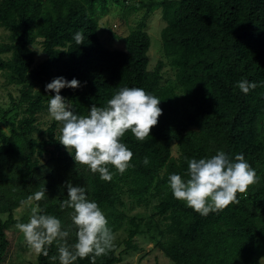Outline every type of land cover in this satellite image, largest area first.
<instances>
[{"label":"trees","instance_id":"trees-1","mask_svg":"<svg viewBox=\"0 0 264 264\" xmlns=\"http://www.w3.org/2000/svg\"><path fill=\"white\" fill-rule=\"evenodd\" d=\"M111 0H0V26L7 29L9 42L0 44V70L9 72L19 96H11L13 107L2 119L11 127L7 134L0 126V158L24 161L21 186L33 194L41 181L38 171L48 178V165L41 157L69 158L68 150L57 139L58 121L47 129V137L35 136L40 130L39 115L47 111L50 95L45 85L54 77L80 81L77 88H63L61 95L70 100L80 115H87L95 104L105 106L119 88L141 87L158 96L162 115L150 135L139 141L126 131L122 142L133 152L132 167L120 174L114 166L111 181L91 173L85 181L91 186L89 199L104 209L119 197L120 182L133 178V193L139 198L152 189L161 192L159 214L170 217L169 231L175 235L165 251L174 264H261L264 258V0H162L167 21L161 39L171 66L176 69V83L161 85L162 60L149 69V33L142 21L124 38V49L105 46L98 36V17L106 13ZM149 7L140 2L136 9ZM36 33L44 37L47 58L34 65L30 45ZM76 32L83 34L77 43ZM257 82V87L243 93L236 82ZM182 88L181 96L177 88ZM17 109L16 117L8 112ZM194 126L198 129H188ZM57 136V139H56ZM17 137L25 148L17 145ZM177 137L181 157L171 159L172 141ZM223 150L231 157L243 153L256 169L259 180L246 193H237L238 203L202 216L183 201L174 198L167 180L170 173L186 176L187 158L211 157ZM149 157V164L143 158ZM67 171V166H61ZM168 167V173L162 170ZM8 177L13 176V170ZM85 177V176H84ZM10 184L12 180L7 179ZM32 188V189H31ZM55 190L45 195L38 210L61 215V201ZM117 216L116 212H111ZM107 218V217H106ZM128 235L127 248H136L134 237L139 225ZM7 248L0 230V263ZM55 244L49 255L39 254L35 264H52ZM121 258L111 248L96 257L94 264H116ZM78 264H93L87 257Z\"/></svg>","mask_w":264,"mask_h":264},{"label":"clouds","instance_id":"clouds-1","mask_svg":"<svg viewBox=\"0 0 264 264\" xmlns=\"http://www.w3.org/2000/svg\"><path fill=\"white\" fill-rule=\"evenodd\" d=\"M73 39L80 43L83 34L76 32ZM80 81L64 76L54 77L45 85L50 95L47 111L51 118L61 122L59 137L56 139L73 155L77 164L85 165L87 170L98 173L99 178L111 181L114 173L110 165L124 174L132 167L133 152L122 142L121 137L130 130L137 140H145L152 126L162 115L159 106L161 99L141 87H122L107 100L105 106L93 104L87 115L76 112L73 103L61 95L63 88H77ZM245 94L257 87V82L247 78L236 82ZM188 164L186 176L170 173L168 186L174 198L183 201L188 207L202 216L238 203L237 193H246L249 185L259 180L256 169L245 159L243 153L231 157L223 150H217L211 157L185 158ZM145 165L149 157L143 158ZM67 198L60 208H69L71 224L39 209L31 208L27 222L16 224L23 233L26 243L36 253L49 255V247L57 246L59 264H74L87 257L93 262L113 247L114 233L98 202L89 199V189L83 184L68 181ZM47 193L45 185L27 197V201H40ZM23 203V202H22ZM75 227V242L69 243L71 229Z\"/></svg>","mask_w":264,"mask_h":264},{"label":"rangeland","instance_id":"rangeland-1","mask_svg":"<svg viewBox=\"0 0 264 264\" xmlns=\"http://www.w3.org/2000/svg\"><path fill=\"white\" fill-rule=\"evenodd\" d=\"M142 1L147 5H152L153 9L151 10L146 6L136 9V6ZM161 2L162 0H111L108 11L98 17L99 27L97 31L105 46L112 49H124V38L136 29L142 21H145L144 29L151 38L148 51L149 69H153L158 61L162 60L164 66L161 70L160 83L167 85L176 83V69L171 66L161 39V31L167 24L163 17ZM35 30L36 39L30 47L34 51V65L36 66L47 58V53L43 50L44 37L37 34ZM9 33L7 29L0 26V44L9 42ZM1 57L8 58L10 54L0 53ZM177 92L181 96L182 88L178 87ZM12 95L18 97V89L10 81L9 72L0 70V126L7 134H11V127L5 123L2 115L6 110L13 107ZM16 112L17 109H14L7 115L8 117H16ZM38 120L40 130L34 135L47 137V129L55 120L49 116L48 111L41 113ZM60 127L61 122L58 124L57 132ZM188 129L198 128L189 126ZM0 145H3L1 140ZM17 145L25 148V141L22 137H17ZM68 155H70L69 158L62 160L55 159L50 153L41 157V163L48 165L46 171L49 173L47 178L43 176L41 170L38 171L36 180L42 181L37 184V191L45 185L47 193L55 190V198H61L65 194L67 195L66 184L71 181L73 184H84L89 189L90 197L91 186L85 179L92 172L87 170L85 165L77 164L69 151ZM180 157V145L177 137H174L171 159L178 162ZM61 166H67L69 171ZM24 168V161H17L9 157L0 158V230L5 233L7 240L6 253L0 264H35L38 262L39 253L29 247L23 233L16 228L18 222L28 221L31 208L37 206L34 200L27 201L28 194L21 186V182L26 179ZM9 169L13 170L11 177H8L11 173ZM168 170V167H165L162 170V175L167 174ZM7 179L12 180V183L9 184ZM120 187L118 199L102 209L107 217L108 225L114 233L112 249L121 258V261L116 264H174L165 251L167 242L175 237L168 229L170 217L169 214H159L157 209V205L161 201V192L152 189L142 198H139L133 193L135 187L133 178L122 180ZM71 211L69 208H64L61 215L57 217L65 225H70L72 223L69 215ZM111 212H116L118 215L112 216ZM132 219L139 225L140 232L133 240L137 247L127 248L128 235L135 228V224L133 225L131 222ZM68 239L69 243L75 242V227L71 229ZM54 255L58 256L56 245ZM260 262L264 264V258H261ZM52 264H59V260H52ZM74 264H78L77 260Z\"/></svg>","mask_w":264,"mask_h":264}]
</instances>
